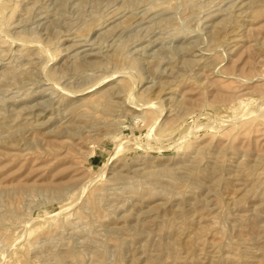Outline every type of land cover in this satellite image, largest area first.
<instances>
[{"label": "rangeland", "instance_id": "obj_1", "mask_svg": "<svg viewBox=\"0 0 264 264\" xmlns=\"http://www.w3.org/2000/svg\"><path fill=\"white\" fill-rule=\"evenodd\" d=\"M0 264H264V0H0Z\"/></svg>", "mask_w": 264, "mask_h": 264}]
</instances>
